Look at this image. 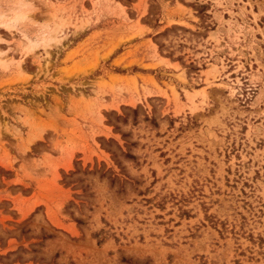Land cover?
<instances>
[{
    "label": "rangeland",
    "instance_id": "obj_1",
    "mask_svg": "<svg viewBox=\"0 0 264 264\" xmlns=\"http://www.w3.org/2000/svg\"><path fill=\"white\" fill-rule=\"evenodd\" d=\"M0 264H264V0H0Z\"/></svg>",
    "mask_w": 264,
    "mask_h": 264
},
{
    "label": "trees",
    "instance_id": "obj_2",
    "mask_svg": "<svg viewBox=\"0 0 264 264\" xmlns=\"http://www.w3.org/2000/svg\"><path fill=\"white\" fill-rule=\"evenodd\" d=\"M78 224H81L80 222H78ZM98 244H100V242H98ZM123 262H126L125 260H122Z\"/></svg>",
    "mask_w": 264,
    "mask_h": 264
}]
</instances>
